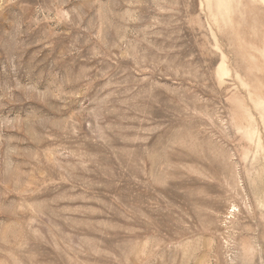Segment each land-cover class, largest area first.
<instances>
[{
  "label": "rangeland",
  "instance_id": "1",
  "mask_svg": "<svg viewBox=\"0 0 264 264\" xmlns=\"http://www.w3.org/2000/svg\"><path fill=\"white\" fill-rule=\"evenodd\" d=\"M0 264H264V0H0Z\"/></svg>",
  "mask_w": 264,
  "mask_h": 264
}]
</instances>
